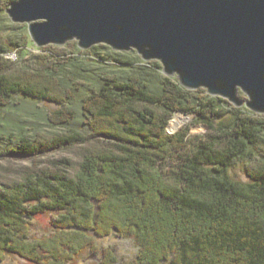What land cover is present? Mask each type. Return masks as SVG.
Returning a JSON list of instances; mask_svg holds the SVG:
<instances>
[{"label":"trees","instance_id":"16d2710c","mask_svg":"<svg viewBox=\"0 0 264 264\" xmlns=\"http://www.w3.org/2000/svg\"><path fill=\"white\" fill-rule=\"evenodd\" d=\"M15 1L0 0V11ZM12 28L20 36L9 37L12 47L0 45V158H37L51 149L82 146V162L75 169L62 159L53 169L34 168L19 182L0 183V264L9 255L66 264L98 250L89 232L105 237L113 231L140 247L129 264H264V153L247 164L249 181L226 173L259 142L264 119L235 109L219 120L221 104L228 103L186 91L163 74L158 61L131 59L126 52L109 51L107 61L130 73L93 82L79 55L108 47L82 51L74 45L69 52L34 55L27 26ZM13 51L15 61L5 57ZM80 81L91 86L77 100L85 132L68 128L41 141L19 126L12 133L3 123L15 95L66 104L76 99ZM177 111L196 113L208 131L189 139L188 128L167 134ZM39 214L51 215L52 232L34 238L29 226ZM105 259L108 264L113 256Z\"/></svg>","mask_w":264,"mask_h":264},{"label":"water","instance_id":"95a60500","mask_svg":"<svg viewBox=\"0 0 264 264\" xmlns=\"http://www.w3.org/2000/svg\"><path fill=\"white\" fill-rule=\"evenodd\" d=\"M5 13L36 48L134 50L182 88L264 114V0H16Z\"/></svg>","mask_w":264,"mask_h":264},{"label":"rangeland","instance_id":"374dc122","mask_svg":"<svg viewBox=\"0 0 264 264\" xmlns=\"http://www.w3.org/2000/svg\"><path fill=\"white\" fill-rule=\"evenodd\" d=\"M18 25L13 24L8 18L5 11H0V45L4 44L5 46L12 47L11 41L9 37L11 36H20V30L16 29V33H13L12 26ZM22 26H25L24 24ZM26 31V30H25ZM28 32V31H27ZM29 35V34H28ZM29 41H31L29 36ZM33 44V42H32ZM34 45V44H33ZM77 46L75 41L69 42V44H65L64 46H56L50 45L54 51H42L39 48L32 49L30 48L29 52L34 55L40 54H52V52H69L73 50V46ZM104 45V44H101ZM106 46V45H104ZM78 47V46H77ZM108 47V46H106ZM42 49V48H41ZM79 49V48H78ZM81 50V49H80ZM89 50V49H88ZM83 51V50H82ZM87 51V50H86ZM109 51H113L110 47L108 49L100 48L95 53L89 55H79L80 63L86 65L85 71L90 72V76L87 75L88 79H94L93 82H97V80L109 79L114 76L124 77L126 74H123L124 71L126 73H130L128 67H117L118 65L112 63V61H107L109 59ZM114 52V51H113ZM121 53V52H119ZM129 54L131 59L137 54L136 51L131 50L126 52ZM16 53L10 52L5 55L7 59L16 60ZM106 59V60H105ZM80 65V64H79ZM117 65V66H113ZM87 69V70H86ZM110 78V79H111ZM173 80L177 83L178 79L175 76H172ZM153 80H157V78H153ZM82 83V84H81ZM84 81H80V83H76L74 87H76V91H74L73 95H75L76 99L71 101L70 103H52L46 102L42 100H33L31 98H27L23 95H15L14 102L15 107L12 108L6 117L8 118L3 123H8L12 133H16L18 127L23 128L21 131L23 134L27 133L32 139L35 140H46L60 137L66 134L68 128H73L77 131L85 132V126L82 116L79 115V105L77 104V100L84 96L85 91L90 89L91 86L84 85ZM185 89V88H184ZM81 90V91H80ZM193 91L196 95H200L201 97H205V94L210 98L221 99L228 104H221L223 110V118L221 117L219 120H223L225 117H232V110L235 109H246L250 113H252L258 119H264V114H258L250 111L246 108L245 104L241 107H237L234 103L222 97H212L206 93V90L203 88H199L197 90H187ZM203 90V91H202ZM84 91V92H82ZM239 98L245 102L248 99L247 95L240 91L238 94ZM69 101V100H67ZM62 111L64 112V116L56 117L53 116V112ZM68 112L70 114H68ZM182 117L183 123L175 126L176 117ZM68 120L69 126H65L64 122ZM203 121L197 118L196 113L184 114L180 111L174 112L171 114L168 125L166 127V133L169 135H175L180 131L188 128V136L187 139L191 138V136H203L207 131V127L202 123ZM215 121V123H217ZM18 137V136H17ZM101 139H105L103 136H99ZM2 138L6 139L7 137L2 136ZM0 142L1 137H0ZM82 146L69 147L66 149H51L46 153H40L37 158H23L17 156H6L4 158H0V183L3 184H13L15 182L21 181L25 175L29 174L34 168V170L42 169L44 171L53 169L55 165H61L57 163V161L62 159H68L71 161L72 167L75 169L79 167L82 162L81 159V148ZM264 153V132L262 133L259 142L256 146H251L245 156L241 158H235L230 167L227 168V175L231 180L234 181H249L245 169L247 164L251 163L253 160L261 159V155ZM36 166V167H33ZM33 170V172H34ZM51 215L50 214H39L33 218L31 224L29 226V234L31 237H42L48 236L52 232V227L50 225ZM92 234L96 246L97 251L86 250L81 256L78 258H73L68 261L66 264H107L105 259V254L111 253L113 256V260L108 264H129L133 259L136 258L140 247L134 241L133 238L122 237L113 231L110 235L105 237H99L97 235H93V232H89ZM102 253V254H101ZM114 261V262H113ZM5 264H34L29 262L19 256L9 255L4 259ZM162 264H168V262H163Z\"/></svg>","mask_w":264,"mask_h":264},{"label":"bare ground","instance_id":"6f19581e","mask_svg":"<svg viewBox=\"0 0 264 264\" xmlns=\"http://www.w3.org/2000/svg\"><path fill=\"white\" fill-rule=\"evenodd\" d=\"M183 118L180 116H178V117H176V121H175V126H177V125H180L181 123H183Z\"/></svg>","mask_w":264,"mask_h":264}]
</instances>
